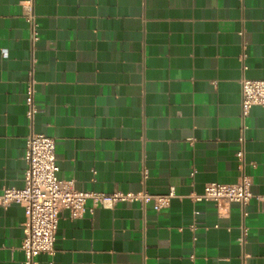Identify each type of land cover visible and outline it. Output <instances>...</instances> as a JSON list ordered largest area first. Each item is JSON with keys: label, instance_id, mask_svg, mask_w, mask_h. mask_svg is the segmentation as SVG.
Instances as JSON below:
<instances>
[{"label": "crops", "instance_id": "0c3cea01", "mask_svg": "<svg viewBox=\"0 0 264 264\" xmlns=\"http://www.w3.org/2000/svg\"><path fill=\"white\" fill-rule=\"evenodd\" d=\"M27 1L0 0V194L24 188L31 133L55 140L58 177L79 192H175L159 212L63 209L36 263L264 264V108L241 118L242 79L264 80V0H34L36 41ZM243 124L255 198L195 202L237 183ZM25 222L0 207V264H25Z\"/></svg>", "mask_w": 264, "mask_h": 264}, {"label": "built area", "instance_id": "2783aa9c", "mask_svg": "<svg viewBox=\"0 0 264 264\" xmlns=\"http://www.w3.org/2000/svg\"><path fill=\"white\" fill-rule=\"evenodd\" d=\"M31 27L33 41L38 39L34 0L27 1L25 16ZM35 81L33 78L27 85L25 96L26 117L31 127L39 113L35 103ZM253 107L264 108V80L242 79L241 81V118L244 121ZM245 130L243 124L239 137L240 151L236 154L239 179L234 185L210 183L204 187L201 195L193 197L195 202H211L217 205L238 203L243 209L255 198L252 193V178L246 173ZM24 188L6 189L0 194V207L17 204L25 210L26 222L21 250L25 256V264H37L39 255H53L55 251L56 233L60 214L63 209L70 212L73 218H79L86 212V204L104 209H113L119 203L140 202L147 205L153 202V209L159 212L169 207L175 197L172 189L164 196H150L147 193H122L110 195L79 192L74 181L59 179L60 168L56 157V142L43 134L31 133L26 139ZM264 201V197H257ZM245 215V212H244ZM246 231L243 233V242Z\"/></svg>", "mask_w": 264, "mask_h": 264}]
</instances>
